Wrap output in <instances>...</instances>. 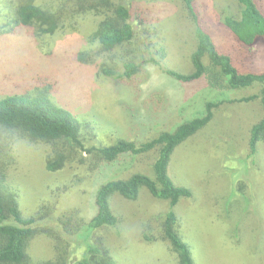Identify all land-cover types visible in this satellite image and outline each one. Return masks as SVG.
Returning a JSON list of instances; mask_svg holds the SVG:
<instances>
[{"label": "rangeland", "instance_id": "rangeland-1", "mask_svg": "<svg viewBox=\"0 0 264 264\" xmlns=\"http://www.w3.org/2000/svg\"><path fill=\"white\" fill-rule=\"evenodd\" d=\"M9 1L0 0V96L29 93L38 83L52 85V101L83 125L86 148L110 146L121 139L142 143L202 116L206 103L233 101L223 103L204 131L179 147L170 162L172 181L195 193L177 207L179 233L190 246L195 264H264V145L258 144L255 154L247 145L248 131L264 110L259 100L241 101L257 95L260 87L218 90L210 88L205 77L183 84L166 75L165 70L192 72L190 54L196 41L179 0L138 3L141 12L136 17L142 21L133 22V46L144 60L136 86H116L98 74L99 61L78 59L79 53L97 46L89 40L98 17L87 13L66 18L54 34L36 39L21 31L5 34ZM255 2L264 12V0ZM198 4L220 50L239 60L243 71L264 72V46L240 51L220 25L225 14L238 15V4L234 0H198ZM148 43L153 46L154 62L147 55ZM204 63L209 64L207 59ZM58 149L0 129V173L6 176L8 190L16 193L24 217L46 215L52 221L44 224L51 227L77 218L90 220L101 185L136 173L152 176L157 156L155 149L126 156L114 165H98L92 154L71 150L63 168L51 171L48 161ZM235 171L241 176L245 171V190H236L242 177L232 183ZM236 192L250 201L249 206L242 197H231ZM167 207L166 202L149 197L137 203L115 200V209L126 221L122 238L109 240L114 264H177L167 242L146 245L139 240L146 224L151 234L158 232L157 217ZM35 228L28 246L30 259L35 263L53 260L61 251L58 235L49 229L42 232V220Z\"/></svg>", "mask_w": 264, "mask_h": 264}, {"label": "trees", "instance_id": "trees-1", "mask_svg": "<svg viewBox=\"0 0 264 264\" xmlns=\"http://www.w3.org/2000/svg\"><path fill=\"white\" fill-rule=\"evenodd\" d=\"M35 1H9L8 24L3 33L15 34L21 31L36 39L54 34L66 18L75 19L79 15L91 13L99 21L89 43H96L97 46L92 51L79 53L78 59L99 61L98 74L116 86H136V78L141 69L140 61L144 59L143 54L133 46L136 42L133 22L142 21L141 16L136 17L141 12L138 3L142 0H45L47 2L42 5H37ZM50 1L54 4H50ZM234 1L239 6V13L237 16L225 14L220 19L221 27L240 51L248 52L257 45L264 46V12L255 0ZM179 2L192 25L196 41L190 54L192 72L181 74L165 70L166 75L183 84L205 77L208 86L218 90H245L258 86L260 90L257 95L241 101L259 100L264 110V72L243 71L239 60L220 50L204 25L198 0ZM152 47L149 43L146 45L150 62L155 60ZM205 59L209 64L204 63ZM51 95L52 85L38 83L29 93L0 96V129L17 132L32 141L60 147L61 150L58 149L48 161V169L51 171L63 168L71 158V150L92 154L98 165H114L126 156L143 155L157 149L152 166L153 175L136 173L127 179L101 185L95 194V214L90 220L77 218L51 227L44 224L52 221L46 215H42V219L24 217L19 209L16 193L8 190L6 176L1 172L0 264H114L109 240L110 237L122 238L121 230L126 221V216L115 209V200L137 203L143 197L166 202L168 207L157 217L160 222L158 232L151 234L150 226L146 224L139 240L146 245L158 240L167 242L169 249L175 254L177 264H195L190 246L182 240L179 233L180 224L176 214L177 207L184 201L192 200L195 193L190 187L179 186L172 181L168 172L169 165L178 148L199 136L223 103L233 101L206 103L202 116L182 122L174 130L161 132L142 143L121 139L110 146L86 148L81 137L83 125L70 112L57 106ZM260 143L264 145V115L248 131L249 152L255 154ZM244 173L245 171L242 176L238 173L233 175L234 184L242 177V184L236 185L238 192L245 190ZM238 192L231 193V197H242L249 206L250 201ZM40 220L42 232L49 229L58 235L61 251L58 250V256L53 260L35 263L28 255V246L37 232L35 224Z\"/></svg>", "mask_w": 264, "mask_h": 264}]
</instances>
